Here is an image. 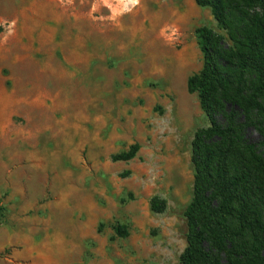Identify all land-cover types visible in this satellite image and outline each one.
Segmentation results:
<instances>
[{
    "label": "rangeland",
    "instance_id": "rangeland-1",
    "mask_svg": "<svg viewBox=\"0 0 264 264\" xmlns=\"http://www.w3.org/2000/svg\"><path fill=\"white\" fill-rule=\"evenodd\" d=\"M201 27L226 37L194 0H0V264H179Z\"/></svg>",
    "mask_w": 264,
    "mask_h": 264
},
{
    "label": "trees",
    "instance_id": "trees-1",
    "mask_svg": "<svg viewBox=\"0 0 264 264\" xmlns=\"http://www.w3.org/2000/svg\"><path fill=\"white\" fill-rule=\"evenodd\" d=\"M226 37L196 29L203 57L188 77L209 127L192 142L193 189L179 264H264V0H194ZM256 133L251 140L247 131ZM139 146L112 156L132 159ZM160 213L163 202L153 198ZM116 233L126 236L121 225Z\"/></svg>",
    "mask_w": 264,
    "mask_h": 264
},
{
    "label": "crops",
    "instance_id": "crops-1",
    "mask_svg": "<svg viewBox=\"0 0 264 264\" xmlns=\"http://www.w3.org/2000/svg\"><path fill=\"white\" fill-rule=\"evenodd\" d=\"M61 258L62 257L59 256L58 262H54V264H65V262ZM11 263H12V259L11 258H6V264H11ZM52 263H53V261H52Z\"/></svg>",
    "mask_w": 264,
    "mask_h": 264
}]
</instances>
